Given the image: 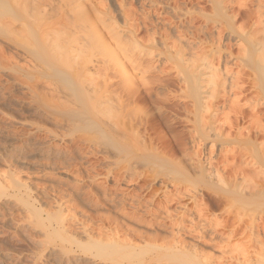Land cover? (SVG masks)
Masks as SVG:
<instances>
[{"label": "rangeland", "instance_id": "obj_1", "mask_svg": "<svg viewBox=\"0 0 264 264\" xmlns=\"http://www.w3.org/2000/svg\"><path fill=\"white\" fill-rule=\"evenodd\" d=\"M12 1H14L13 3L15 5ZM25 1L0 0V16H2L0 17V20H2V22L0 21V264L227 263L229 261V254H227L228 249H226L228 243L224 240L226 238V231L225 228H223L227 215L224 212L225 204L222 202L223 200L220 201L221 204L219 208L213 207L210 202V196L212 197L213 194L211 195V192L207 191L208 194H210L208 195L205 192L206 190L200 191L195 182H189L190 184L185 183V186L184 184L181 186L182 191H186V187L188 190L187 196L185 195V197L183 196L184 198L179 200L182 204L179 202V204H177V202L174 201L169 203L171 205L168 204L167 206L170 208H168V211H171V213H167L165 210L163 211L162 209L164 206L166 207V204L163 202V193L168 190L173 192L175 187L172 183H167L168 181L165 182L166 180L164 178L156 177V174H158L161 169V164L160 166H157L159 163H157L156 166H150L148 161L144 158L145 155L149 157V155L152 154V151H155L160 157L168 159L169 154L171 153L168 148H171L174 141L179 139L185 144V148L188 152H186L187 154L184 152L178 154L177 158L179 160L177 161L180 168H187L186 170L191 173L198 172L200 165H197V157L193 154L194 151L199 150L203 151L199 152V154H202V156L199 155L202 163L208 158V154L211 151L210 148L212 149L211 157L215 164L223 160L224 151L220 141L214 142L212 146L213 148L211 147V141H207L206 143L202 141L205 146L204 148L200 146L201 148L199 150L196 149L192 143V138L194 136L199 137L197 131L198 133L201 131V126L199 127V125H201V123L199 124L200 117L198 118L200 113L196 111L197 107H194V114H192V102L187 98L188 88L186 87H188V85L186 86L183 84V82L180 81L181 78L176 76L178 73L174 68L175 65L171 64L174 65L171 68L170 64H166L162 59L164 57L166 58L168 52L173 53V49L169 50L167 47L169 44L172 46V39H174V37L176 38V36L181 33L182 36L185 35L183 37L187 41H190L191 39L192 42H190L192 44L196 42L195 45H197L194 52L197 47L198 49L194 56L196 53L198 54L199 49L201 50L199 51L201 56L204 53L210 54L209 52L212 48L210 46L212 45L210 44V42L212 43L210 38H215L214 40L216 43V37L218 38V36L221 35V37H223V46L227 45L228 48L234 46L230 48L234 53V57L229 63L230 66H228L231 68L233 74L240 72L241 69L239 70V68L241 67L239 65L241 64L239 63L241 61L240 59H243V55H240L238 47L236 46L238 41L237 33L235 32L234 34L233 31H237L242 25L245 26L244 28L246 31L243 29L245 34L250 32V30L253 33H256L253 29L254 24L252 20L248 18V14H244L247 10L254 13L253 11H256V8L253 6L250 7V5L248 6L250 9L247 7V10H244L242 7L238 8L237 5V7L234 5L231 6L227 0H222V2H219V0H123L124 2L126 1V3H123V7H121L120 4L119 8L118 4L121 2L119 0H96L99 10L103 13V17L105 18L104 21L108 22L106 23L108 26L110 24L115 26V24H117L118 28L120 27V30H123V32L124 29L128 30V28L125 27V15L122 11L124 8L125 13H127V11L132 12L131 15L134 20L137 18L134 21L133 18L131 19V15L127 13L128 16L130 15V21L132 20L134 26L136 25L135 30L137 29L139 32L137 33L140 43L139 46L144 47H140L142 49L141 51H146L149 48L150 50L154 49L153 54L155 55L151 58V60H153L151 61L148 59L150 57L145 56L147 51L146 53H142L139 48H136V50L133 48L128 50L131 53V57L132 55H134V58L139 57V59L143 57V60L151 61L154 65L155 63H159L157 64L158 66H160V63L162 62V65L165 63L163 66L161 65L162 67L160 66V68L167 65L166 68L164 67V70L168 73L164 72L163 74H160L159 72L156 73V70L155 73L152 72L150 75L147 74V85H139V87H142L141 91L143 89V91H151L154 96L152 100L156 103L150 101L151 99H142L141 102L138 101L139 103L133 101V103H126L127 105H125L126 108L124 109V115L122 116V118L125 116V119L123 120L119 118L123 121L120 123V120L117 118L118 116L116 117V102L113 97L112 100L101 107L103 111L101 121L91 119L88 116H83L76 120L77 117L73 118L70 115L71 112L78 111L82 105H80V101L74 98L75 96H73V93L71 96L73 98H71L70 92H67L70 95H66V91L63 90L66 87H75L73 84L76 83L74 78H72L71 75V77L69 76V71L62 67L61 62L58 61L59 58L57 59V57H60L58 56L59 47L62 48L63 45L68 42L67 37L64 38L63 36H60L55 40H51L52 37H49L50 40L48 41L45 39V42L44 39L39 41L32 35L26 34V32L24 33L29 37L26 35L23 36L24 33L21 36L20 32L24 30L22 28L19 29L21 24L19 22L16 24L12 18H10L14 12H17V8H23L26 6L31 9L35 4L45 3L46 9L49 12L45 18L58 19L57 16L61 10L60 5L67 0H64L62 3L61 0H51L53 1L52 3L50 0ZM83 1L85 2V0ZM102 1L104 3H102ZM56 7H59L58 10ZM1 8H6L8 9L7 11L10 9L9 12L11 13H6L7 11ZM219 10L221 12L223 10L225 13L228 12V16H232L237 12L242 13L241 15L243 16L241 19L236 20L235 27L234 25L231 26L228 22L227 26L226 21L214 23L211 19L218 16L217 14L220 12ZM104 12H107L108 16L110 13L114 16V20L112 19L114 24L111 20V22L108 21L109 19L106 18ZM47 16H49V18ZM40 22H37V24L32 23L33 26L32 24L31 26L30 24H27L25 27L26 31L34 29L40 24ZM3 23L5 25H3ZM9 28L10 30H8ZM228 28L231 29V31L228 30ZM165 30L171 33L168 32L170 37L174 36L169 40L171 43L167 41L166 51L164 48L159 47L154 43L155 40L158 41L160 38L166 37ZM7 32L9 34H7ZM10 32L14 33L10 35ZM17 33H19V35ZM161 33L165 36L163 37V35H161V37H159ZM241 33H243V31ZM152 34L153 37H155H151L153 38L151 41L156 47L149 42V36H152ZM20 36L22 39L25 37L27 40H21ZM177 38L176 43H178ZM199 41L202 42H200L201 44L206 43V46L204 45L203 48H200L202 45ZM203 41L207 42L204 43ZM97 42L92 40L90 50L84 52L83 55L89 56L93 53L94 60L97 59L100 61L97 65L104 66L105 64L102 63L106 61L107 66H105L107 68L108 65L111 64L109 63V58H106L108 57L106 47L101 44L102 42ZM227 47L224 46L223 48L227 49ZM145 48L147 49L145 50ZM202 50L205 51L203 52ZM51 51L53 52L51 53ZM56 53L57 56L54 55ZM205 56L206 55L202 57ZM208 56L209 55L206 57ZM187 58H189V55ZM196 58H198L197 55L194 59ZM202 59H200V61ZM209 59L211 60V56ZM80 60L81 59L79 58L78 62H80ZM193 61L195 62V60ZM198 61L196 59V63ZM216 61L218 60L216 59ZM215 63L217 64L218 62ZM199 64L197 63L195 65L196 70L200 66ZM127 65L129 66V69L133 67L131 66L132 64L130 65L127 63ZM190 65H192V62ZM97 69L99 72L100 69L103 70V68ZM108 70L109 74H112V77L113 75L117 76L110 79V84L113 86L112 90H114L115 87L118 88L117 84H122L121 81L123 78H121L122 75L119 71H117L119 74L116 73V70H118L117 68L109 66ZM99 72L98 74L100 75H94L93 78L95 83L103 84V76L101 77V73H103L104 70L100 73ZM232 72L229 70V73ZM228 75L231 76V78L240 76L239 74H235L234 76L230 74ZM207 84L209 85V82ZM209 86L213 87L211 83ZM62 92L64 93L62 94ZM210 102L214 103H211L212 105L210 104V107L218 108L220 105L218 103V105L215 104L217 101L214 102L211 100ZM222 104L220 105L221 108L218 109L217 118L222 121L226 118L227 120L228 118H232L233 115L230 114L228 110L229 106L225 105L224 108V105ZM74 105L78 107L76 108ZM68 108H71V110ZM134 108L139 110L135 109L136 111L134 110V112ZM101 109H99V111H101ZM195 111L198 114H196ZM212 111H214L213 108ZM127 112L131 114V118L128 117L129 115ZM162 112H164V115ZM161 114L164 117H161ZM207 115H209V113H207ZM203 116H206V114L204 113ZM167 118L168 123L165 122ZM115 120L122 125L120 126L122 129H125L120 131L121 133L119 132V135L121 137L123 135V138L124 136H128L127 138H129L128 140L127 138L123 139H126L125 143L127 146L124 141H122V149H126L125 152L131 151L137 158H135L136 160L134 161H129L126 158L127 153H121L118 150V145L113 136H111L115 133L112 131H117L118 128V124ZM132 120L134 121L132 122ZM171 122L174 124H171ZM169 124L173 125L172 129L169 126H165ZM87 125H89V127ZM115 125L117 128L113 127ZM123 125L128 126V130H126V127L123 128ZM104 128L109 129L107 131L111 133H106ZM223 130L224 134H227V131H230L226 126H223ZM126 131L129 132V134ZM130 132H132V134H130ZM133 132H135V134H133ZM129 136H131V139ZM211 136L213 137L212 139H217L214 132H212ZM208 146L210 151L207 149ZM166 151L169 154H167ZM193 174L194 173H192V175ZM128 176L131 178L129 179ZM199 191L201 192L200 194L204 193L205 198L203 195L201 197ZM154 192H157L158 194L153 197ZM136 195L140 198L142 197L141 199L144 201V206L147 205L145 208L142 203V207H140L141 204L139 206H137L138 204H135L136 202L133 200L137 199L135 198ZM189 195H198V197L203 198L201 205L204 204V208L201 205L199 206L200 208L195 207L196 205ZM123 197H126L127 202L123 203L126 206H119L117 202ZM131 197H134L135 199ZM24 200L26 202H24ZM147 201L151 203L148 204ZM145 202H147V204ZM23 203L28 206H24ZM30 206H32L31 209L33 208L32 211ZM182 206H186L189 210L191 208L187 215L191 214L188 216L186 215L187 217L185 219L183 218V220L181 219V216V220H179L180 209H184ZM147 208L150 209L148 210ZM34 209H38V211H35ZM29 211L35 212L31 213ZM124 214L127 216L126 218L124 217ZM62 215L64 216L63 221L66 220V224L65 222L64 224L69 226V228L67 227L69 230L66 228H63L62 230L57 224L54 225V230L53 227H50L49 223L58 220V217ZM128 217L132 219H129ZM51 218L54 221H51ZM177 219L182 222V224H178L180 222H177ZM183 221H185V223ZM67 222L71 225H68ZM158 224L160 225L157 226ZM209 224H211V226ZM195 225H200V228L203 227L200 229L198 226V230L196 227L194 228ZM71 226L75 227L72 228ZM175 227H178L180 231ZM181 228L183 230H181ZM65 229L67 232L64 231ZM211 229H215L213 230L215 233L218 231L217 234L212 233L213 231ZM204 230H207V233L205 232L206 234L200 232ZM72 232H74V234ZM68 233L70 235H68ZM71 234H73L72 237H76H74V239L78 240L79 243H66V238L71 239ZM202 234H205L206 236L204 235L205 237L203 236L204 238H202ZM236 240L235 243H239ZM245 240H242L244 243L241 240L240 242L243 243L247 249L248 244ZM69 243L71 245H69ZM252 243L253 245L255 244V242ZM251 246L252 244L250 247ZM117 247H121L122 249H118ZM248 250L252 249L248 248Z\"/></svg>", "mask_w": 264, "mask_h": 264}, {"label": "bare ground", "instance_id": "obj_2", "mask_svg": "<svg viewBox=\"0 0 264 264\" xmlns=\"http://www.w3.org/2000/svg\"><path fill=\"white\" fill-rule=\"evenodd\" d=\"M63 1L64 0H61V3ZM119 1H121L118 4L119 8H120V4H121V7H123L124 6L123 3L124 4L126 3V1L124 2L123 0H119ZM224 1H226V0H224ZM13 2L14 1H12V3ZM50 2L52 3L53 1L50 0ZM215 2H218V1H215ZM219 2H222V0L221 1L219 0ZM227 2L231 6L237 5L238 8L242 7L244 10H247V7L250 5H251L250 7L253 6L256 8L255 9L256 11H253L254 13H252L249 10L245 11V13H244L246 15L248 14V18L250 20H252V22L254 24L253 29H254V32H256V33H253L250 30V32L245 34L244 32L246 31V29L244 28L245 26H242V25H241L242 28L239 27V29H237V31L233 29L234 34H235V32L237 33L238 41H237L236 46L238 47L240 55H243V57H242L243 59H240L241 61L239 63L241 65L238 64L241 67V68H239V70L241 69V71L235 73L237 75L239 74L240 76H235V77L231 78V76L228 75V74L233 75V76L235 75V74H233L231 68L229 67L230 66L229 63H230L231 59H233V57H234V53L232 52V50L230 48H232L234 46H230V44H229V46H230L229 48L227 47V45H224L227 47V49L223 48L224 47L223 43H222L223 37H221V35L218 36V38L216 37V40H217L216 43L214 40L215 38L213 39V37L210 36V37H212V38H210L212 40V43L210 42V44H212V45H210L212 47L210 52H209L210 54L204 53L202 55V56L209 55L208 56L209 58L211 56V60L206 56H205L206 58L202 57L200 55L201 53L199 54V51H201V50L200 49L198 50V54L196 53L198 58H196V59H197V61H198V59L200 61V59L203 58L202 59L203 63H202V60L200 61V64H199V61L197 62L200 65V66L198 65L199 67L197 68V70L195 67V65L197 64L196 59H194V57H196V55L194 56V54L198 49V47H197L195 52H194V49H195L197 44L195 45L196 42L194 44H192L191 39H190L191 42L184 39L183 36H185V35L182 36V33L180 34V31H179L180 35L176 36V38L178 37L177 38L178 43H176V38L174 36L170 37L171 33L169 31H166V30H165L166 37H164L165 35L161 33L159 35V37H161V35H163L164 38H160L158 41L155 40L157 43L154 41V43L156 45L164 48V50L166 51L167 41L169 42V40L174 37V39H172V41H171L173 45L171 46V44H169V46L167 47L169 50L173 49V53L171 52L172 50L170 51L171 53L168 52L169 55L166 52L167 56H166V58L164 57L165 55L162 56V57H164L162 60H164L163 62H165L166 64H170L171 68H172V66L175 65L174 68L177 70V73H178V75H176V76L181 78L180 81H182L183 84H185L186 86L188 85V87H186V88H188L187 98H189V100L192 102V107H193L192 114H194V107H197L196 111L198 113H200L202 116L201 117L200 114H199V116L197 115L198 118L200 117L199 118L200 122H199V120H198V122H199V124L201 123V125L198 124L199 127L201 126L200 127L201 131H199V133L197 131V134L199 137L194 136L195 137L194 138L192 136L193 141L192 140L191 141L194 144V146L196 147V149H198V150L201 148L200 146H202L204 148L205 145L203 142L206 143L207 141H211L212 142L211 147H212L214 142L220 141L222 144L223 151H224V152L222 151L223 152V160L221 162H218L215 164V162L213 161V158L211 157L212 149L210 148V150H211L210 151L209 146L207 148L210 151V153L207 151L209 153L208 154L209 156H208V158L206 157L207 159H206V161L204 160L203 163L201 161V158L199 157V155L202 156V154L201 153L199 154V152H203V151L202 150L194 151L193 155L195 157H197L196 163H198L197 165L198 166L200 165V166H199L198 172H196V173L192 172V173H194L193 174L194 176H193L190 171L186 170L187 168L186 169L180 168V165L177 161V160H179L177 158L178 154H182V152H184V153L187 152V149L185 148V144L182 143L179 139H176L174 141V144L172 145V147L168 148L169 152H171L170 154L167 153V151H166V153L169 154L168 159L165 157H160L157 153H155V151H152V154L149 155V157L145 155L144 159H146L148 161V164L150 166H153V165L156 166L157 163H159V165H157V166H160V164H161L162 165V166H160L161 169L159 170L158 174H156L157 175L156 177L157 178L161 177L162 179L164 178L166 180L165 182L168 181L167 183H170V184L172 183V185H174V187H175L173 189L174 190L173 192L168 190V191H165L163 193V198H164L163 202H164V204H166V207L168 206L169 203H172L174 201L177 202V204H179L180 203L179 200L184 198L185 195L187 196V194H188L187 187H186V191L183 188V190L185 191L184 192V191H182L181 186H182V184H184V186H185V183H189V182H195L198 185L197 187H199L200 191L206 190L205 192L207 194H208V192H211L210 193L211 195L213 194L212 197L210 196V202L212 203L213 207L219 208L220 204H221L220 201L223 200L222 202H224V204H225V205L223 204L224 210H225L224 212L227 215V218H225V222H224L225 224L223 226V228H225V231H226L225 232L226 238L224 240H226V243H228L226 249H228L227 254H229L228 255L229 261L225 264H264V118H263L264 117V0H227ZM102 3H104V2L102 1ZM221 4H223V3H221ZM60 6H61L60 13L58 16L56 15L58 17V19L57 18H49V16H47L49 19L45 18L46 15L49 13L48 10L46 9L45 3L35 4L33 7H31V9H29V7H26V6L23 8H17V12H14L10 16V18H12V20L16 24H17V22H19L21 24L22 27L20 26L19 29H21V28L24 29L23 31L20 32L21 36L23 35L24 32H26V34L32 35L33 37H35L39 41H42V39H44V41H45V39L49 41L50 40L49 37L50 38L52 37L51 40L58 39L60 36H63L64 38L67 37L68 42H66L64 44L65 46L63 45L62 48L59 47V55L58 56H60L61 58L57 57V59L58 58L60 59V60L58 59V61L61 62L63 68H66L69 71V76L71 75L72 78H74V80L76 81V83L73 84L75 87H66L63 90L66 91V93H65L66 95L69 94L67 92H70V94H71V95L69 94L70 97L72 96V93H73V96H75L74 98H76V100L80 101V105H82L80 109L78 108L79 109L78 111H73L70 113V115L73 118L77 117L76 120L83 117V116H85V117L88 116L91 119L101 121L102 116H103V111H102L101 107L104 104L108 103L110 100H112V97H113L115 102H116L115 108H116L117 115L116 114L115 115H116V117L118 116L117 117L118 119L121 118L124 120L125 116L123 118H122V116L124 115V109L126 108L125 105H127L126 103H130V102L131 103H133V102L139 103V102H141L142 99L143 100L151 99L150 101L153 102L154 100H152V99L154 98V96L151 93V91H147L146 89H145L146 91H143L144 89L141 91L142 87H139V85L140 84H142V85L148 84V81H146L147 74L150 75V74H152V72L155 73L156 70H157L156 73L159 72L160 74L161 73L163 74L164 72H166L164 70V67L166 68L167 65L164 66L163 68H160V66L162 65L163 62L160 63V66L157 65L159 63H157V64L155 63V65H154V63L151 62V61H153V60H151V58L154 57V55H155V54H153L154 49L150 50V48L149 49L145 48V50L147 49L146 50L147 53L144 50L141 51L142 50L141 48L143 46H139L140 43H139L138 34H137L139 32L137 31V29L135 30L136 25L134 26L133 21L132 20L130 21V18H129L132 12L127 11V13L130 14L128 16V14L125 13V11H124L125 8H124V10H122V8H121V10L123 11V14L125 15V27L128 28V30L124 29V32H123V30H120V27L118 28L117 24H115V26L110 24V23H109L110 24L109 26L106 24L108 22L104 21L105 18L103 17V13L100 12L99 7H98V3H96V0H85V2L83 0H67L65 3H62ZM126 6H128V5H126ZM58 8H57V10H58ZM126 8H128V7H126ZM1 9H5L6 11L8 10L6 8H1ZM176 9H177V7H176ZM222 9H224V8H222ZM248 9H250V8L248 7ZM9 11H10V9H9ZM9 11H7L6 13H8ZM10 13L11 12H9V14ZM57 13H58V11H57ZM104 13H105L104 15H106V18L109 19L108 21H110V20L112 21V19L114 20V16H112L111 13L109 14V16H108L107 12H104ZM133 13H134V11H133ZM227 13H225L222 10V12L220 11L219 14H217L218 16H216V18L213 17L211 20L214 23H218L220 21L221 22L226 21V24L228 22L231 26L234 25V27H235L236 20L241 19V17L243 16V15H241L242 13H238V12L233 14L232 16H228ZM126 15H127V17H126ZM0 17H2V16H0ZM157 17H158V15H157ZM132 18L133 17L131 15V19ZM107 19H106V21H107ZM249 19H247V20H249ZM133 20H134V18H133ZM145 20H147V19H145ZM0 21L2 22V20H0ZM37 22H40V24H38V26H36L35 28L33 27L34 29H29L28 31H26L25 27L27 24L28 25L30 24V26H31L32 23L37 24ZM4 23H3V25L6 24V23L5 24ZM112 23L114 24L113 21H112ZM23 24H25V25H23ZM32 26H33V24H32ZM227 26H228V24H227ZM16 28H18V27H16ZM28 28H30V27H28ZM139 29H141V28H139ZM8 30H10V28ZM179 30H180V28H179ZM228 30L231 31V29H229V28H228ZM163 31H164V29H163ZM242 31H243V33H241ZM1 32H3V31H1ZM168 32L170 34H168ZM12 33H14V32H12ZM12 33L10 32V35H12ZM15 33H16V30H15ZM185 33H183V34H185ZM7 34H9V33L7 32ZM17 34L19 35V33H17ZM26 34L24 33L23 36H25ZM10 35H8V36H10ZM28 35H26V36H28ZM154 35L156 36L155 33H154ZM13 36H15V35H13ZM63 37H61V38H63ZM151 37H153V34H152V36L151 35L149 36V38H150L149 42H150V44L155 45L151 41V39H153L154 37L153 38H151ZM139 38H140V36H139ZM147 38H148V36H147ZM24 39L27 40L25 37H24ZM24 39H22V37H21V40H24ZM92 40H94V42L95 41L96 42L97 41L102 42L101 44L104 45L106 47V50H107V56L108 57H106V58H109V63L111 64V65H108V67L112 66L113 68L114 67L117 68L118 70H116V73H117V71H119V73L122 75L121 76V78H123V80L121 79L122 84L120 82H118V83H120V84H117L118 88H116L115 84H114V87H115L114 90H112L113 86L110 84V79H112L113 77H117V76L113 75V77H112V74H109L108 67L106 68V66H107L106 61L103 60L105 63L104 62L102 63V64H105L106 66L105 65L99 66L97 64H99L100 61H98L97 59L94 60L93 53H91L89 56L83 55L84 52H86L87 50L88 51L90 50ZM173 40H175V41H173ZM99 42H97V43H99ZM149 42H148V44H149ZM171 42H169V43H171ZM200 42L201 41H199V43ZM203 42L205 43L207 41H203ZM156 45L154 47H156ZM201 45L202 46L200 48H203L204 45L206 46V43L201 44ZM49 46H51V45H49ZM149 46H151V45H149ZM147 47H148V45H147ZM133 48H135V50H136V48L137 49L139 48L142 53L145 52L146 53L145 56L150 57L148 59L151 61L149 62L148 60H146V61H148V62H146L145 60H143L144 59L143 57L141 59H139V57L134 58L133 57L134 55H132V57H131L130 56L131 53L128 50L133 49ZM148 50H150L151 52ZM202 51L204 52L205 50H202ZM52 52L53 51H51V53ZM155 53H156V51H155ZM54 55L57 56V53ZM188 55H189V58H187ZM190 57H191V59L195 60V62L193 60H191ZM79 58L81 59L80 62H78ZM216 59L218 61H216ZM191 62H192V65H190ZM215 62H218V63L216 64ZM127 63L130 65L132 64L131 66H133V67L129 69V66L127 65ZM171 64H174V65H171ZM234 64H236V63H234ZM100 65H101V63H100ZM97 68H103V70H104V72H103L104 74L101 73V77L103 76L102 77L103 84L95 83V80L93 78L94 75H100V74H98L99 71ZM103 70L100 69V72H102ZM229 70L232 73H229ZM119 73H117V74H119ZM166 73H168V72H166ZM207 78L209 81L207 80ZM208 82H209V85L211 83V85H213V87L209 86L207 84ZM204 84H207V85H204ZM119 85H120V87H119ZM208 86L210 87V89ZM63 93L64 92H62V94ZM71 98H73V97H71ZM160 98H162V97H160ZM160 100L163 101L162 99H160ZM211 100L214 102L217 101L215 104L218 103L221 105L223 103L222 105H224V108H225V105H228L229 106V107L227 106L228 110H229L230 114L233 115V117L228 118V120H227V118L223 121L219 120L217 118V113H218V109H220L221 106L219 105L218 108L212 107V106L210 107V104L213 103V102H210ZM66 102H67V100H66ZM159 103H161V102H159ZM74 106L76 108L78 107L76 105H74ZM212 108L214 109V111H212ZM99 109H101V111H99ZM135 109L139 110L137 108H134L133 111ZM50 110H51V108H50ZM69 110H71V108ZM114 112H115V110H114ZM190 112H191V110H190ZM197 112H196V114H198ZM127 113L129 115L128 117L131 118V114L129 112H127ZM204 113L206 114V116H203ZM207 113H209V115H207ZM134 114H136V113H134ZM162 114L164 115V112H162ZM162 114H161V117L163 116ZM126 116H127V114H126ZM69 119H70V117H69ZM121 119H119L120 123L123 122V121H121ZM108 121H109V119H108ZM133 121L134 120H132V122ZM163 121H164V118H163ZM167 121H168V118H167V120H165V122L168 123ZM117 122L118 121H116V123ZM85 123L88 124L87 122H85ZM117 124H118V128L116 127V125L113 126V127L117 128V131L114 130L116 128L112 129V130H114L112 132L113 133L115 132V133L112 134L111 136H113L116 144L118 145V150L121 153H127L126 158L129 161H134L137 158L132 154V152L131 151L125 152L126 149H122V141H124V143H125L126 139L125 140H123V139L127 138L128 136L127 137L124 136V138H123L122 134H121L122 137L119 135V132L122 130H125V129H122V127H120V126H122L121 124H119V123H117ZM171 124H174V123L171 122ZM171 124L165 125V126H167V127L169 126L172 129L173 125H171ZM87 126L89 127V125H87ZM193 126H194V121H193ZM223 126H226V128L227 127L229 128L230 131H227V134H224ZM125 127H126V130H128L127 129L128 126H124L123 128H125ZM107 130H109V129L104 128V131L106 133H111V132H108ZM171 131H173V130H171ZM212 132L215 133V136L217 137L216 140L212 139L213 138L211 136ZM127 133L129 134V132H127ZM130 134H132V132H130ZM133 134H135V132H133ZM192 135H194V134H192ZM129 137L131 139V136H129ZM128 139L129 138H127V140ZM136 141H137V139H136ZM145 142H146V140H145ZM127 143H128V141H127ZM125 145L127 146L126 143H125ZM236 146H237V149H236ZM188 151H189V149H188ZM204 153H206V152H204ZM116 154H117V152H116ZM220 154H222V153H220ZM160 155H162V154H160ZM183 157H184V155H183ZM186 157H187V155H186ZM204 159H205V156H204ZM181 163H183V162H181ZM190 168H192V167H190ZM128 172L130 173L129 170H128ZM130 176H128L129 179L132 177V176L131 177ZM193 191H194V189H193ZM200 191H199V194L201 193ZM63 194H64V192H63ZM157 194H158L157 192L156 193L154 192L153 197L156 196ZM210 194H208V195H210ZM124 195H126V194H124ZM200 195H201V197L203 195L205 198L204 193H202ZM208 195H207V197H208ZM189 196L194 201V203L196 205L195 207L200 208L199 206L202 204L201 201H203V198L198 197V195H196V196L189 195ZM18 198H20V197H18ZM127 198H129V197H127ZM131 198H133V199L137 198L136 200H133L134 202H136L135 204H138L137 206H139L141 203L142 204L144 203V201H142V199H141L142 197L140 198L137 195L135 198L134 197H131ZM131 201H132V199H131ZM24 202H26V201L24 200ZM125 202H127L126 197L125 198L123 197L117 203L119 204V206H123V205H125V204H123ZM147 202H145V203L147 204ZM149 203H151V202H148V204ZM142 204L140 205V207H142ZM180 204H182V203H180ZM144 205L145 204H143V206ZM169 205H171V204H169ZM203 205H201V206L203 207ZM24 206L27 207L28 205L24 204ZM133 206H134V204H133ZM146 206H144V208ZM31 207L32 206H30V209H31ZM157 207H159V206H157ZM166 207L164 206L165 209L163 207H160V208H163L162 210L163 211L165 210V212H167V213H171V211L170 212L168 211L169 207H167V208ZM135 208H138V207H135ZM183 208H184L183 210H181L182 208L180 209L181 212H180L179 220H181V219L183 220V218L185 219L188 215L191 214L190 213L187 215V213L190 212L191 208H190V210L187 209L186 206ZM197 208H196V210H197ZM208 208H210V207H208ZM32 209H31V211H32ZM147 209L149 210L150 208H147ZM166 209H167V211H166ZM31 211H29V212H31ZM35 211H38V209ZM35 211H33V212H35ZM33 212H31V213H33ZM181 216H182V218H181ZM124 217L126 218L127 216H125V214H124ZM130 217H131V215H130ZM52 218H51V221H54V220H52ZM63 219H64L63 215L59 216L58 220H55L54 222L49 223L50 227H53V229L55 230L54 225L57 224V226L60 227L62 230H63V228L68 229L69 226L65 225L66 220L63 221ZM129 219H132V218H129ZM44 220H45V218H44ZM114 220H115V218H114ZM179 220L177 219V222H180ZM64 222H65V224H64ZM183 222L185 223V221H183ZM178 224H182V222H180ZM68 225H71V224L68 223ZM159 225L160 224H158L157 226H159ZM209 225L211 226V224H209ZM198 226L200 228V225H198ZM198 226L195 225L194 228L196 227L198 229ZM205 226H207V225H205ZM71 227L74 228L75 226L74 227L71 226ZM179 227H181V226H179ZM84 228H86V227H84ZM175 228L178 229V227H175ZM182 228H181V230H183ZM194 228H193V230H194ZM204 228H207V227H204ZM66 229L64 230L65 232H67ZM215 229H213V230H215ZM75 230H78V229H75ZM200 232H202V233L206 232L207 233V230L200 231ZM217 232L218 231H216V233H215V231H213L212 233L217 234ZM72 233L74 234V232H72ZM73 234H71V236H70L71 239L66 238V243H68V242L79 243L78 240L74 239L75 236L72 237ZM68 235H70V234L68 233ZM204 235L202 234L201 237L204 238L206 236V235L205 236ZM243 239L244 240L247 239V240H245L248 244L247 245L245 242V244L247 245V249H246V246L243 244L244 243V241H242ZM79 240H81V239H79ZM235 240L238 241L239 243H237V242L235 243ZM240 240L243 243H241ZM248 241L249 242L250 241L255 242L254 245L252 242H250L252 244V246H251L252 248L250 247L251 244ZM203 242H205V241H203ZM69 245H71V244L69 243ZM79 247H80V245H79ZM121 247H117V248L122 249ZM248 248L252 249V250H248ZM203 256H204V254H203ZM199 257H201V256H199ZM202 258H204V257H202ZM205 260H206V258H205ZM207 264H213V263H207Z\"/></svg>", "mask_w": 264, "mask_h": 264}]
</instances>
